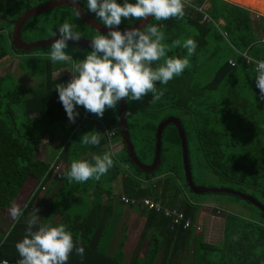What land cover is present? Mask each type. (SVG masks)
I'll list each match as a JSON object with an SVG mask.
<instances>
[{"label": "trees", "instance_id": "trees-1", "mask_svg": "<svg viewBox=\"0 0 264 264\" xmlns=\"http://www.w3.org/2000/svg\"><path fill=\"white\" fill-rule=\"evenodd\" d=\"M46 1L50 0H0V61L21 54L29 61L25 71L34 73V68L39 66L40 75V81L28 93L23 84L14 78L11 80V72L0 74V107L3 106L0 108V210L12 205L26 181L33 179L36 182L23 207L24 214L10 225L5 234L0 235V264H17L20 259L15 245L25 236L26 221L34 207L42 211L38 214L39 223L52 226L62 223L68 226L74 239L86 232L90 240V234L96 232L103 221V213L111 211L112 199H118L121 204V195L135 199L149 197L162 207H176L192 220H195L205 196H212L215 204L243 201L259 215L258 218L254 214L251 218H244L214 207L213 211L218 210L222 216L223 230L222 242L212 245L205 243L201 234L195 235L191 228H182L181 225L169 228L168 218L161 209H146L136 202L132 206L145 209L143 230L153 227L147 237L141 264H154L157 255L165 264H173L180 251L189 245L191 257L185 261L183 254L181 264H256L258 261L264 264V214L234 195H198L188 190L182 172L179 139L172 124L166 125L161 132L159 166L152 173H144L126 155L120 129L116 126L117 107L115 110L106 108L103 118H98L83 106H78L79 116L75 123L68 121L55 86L66 84L70 79L65 73L52 74L71 63L53 64L48 58L51 45L21 51L13 49L10 44L12 24L6 21H13L26 9ZM76 1L85 13L101 23L94 13L88 11L87 0ZM231 1L264 9V4L254 0ZM117 2L123 4V0ZM203 14L208 18L202 19ZM135 21L122 18L119 29ZM64 22H75L82 38L88 40L101 34L81 19L75 20L73 9L62 5L28 18L20 29V39L34 42L49 38L55 27ZM153 23L165 34L162 43L171 46L174 40L179 39L182 45L186 39L192 38L198 47L189 58L190 67L167 85L157 84V88L165 89L160 100L152 102L149 93L142 101L125 102L126 127L135 156L141 163L149 164L154 151L155 126L167 116L176 117L184 132L192 182L197 184L193 171H208L216 176L218 187L251 195L264 205V100L260 99L256 87V71L240 55L244 51L254 61L264 60V16H255L254 11L226 0H190L185 3L183 18L150 19L146 25ZM255 26L261 36L257 35ZM78 47L80 50L75 51ZM67 51L79 61L91 49L69 44ZM186 56L187 49L171 47L166 57L153 62V66L163 64L167 58ZM230 58L234 60V66L227 63ZM18 65L24 70L26 62L20 64L18 61ZM12 104H19L22 114L30 119L31 128L35 131L33 135L22 136L16 131ZM105 130L112 134L107 136ZM97 131L101 136L99 145L80 142L83 134ZM45 135L48 143L56 142L47 160L35 156L36 143ZM115 143H119L120 148L112 153L114 166L99 181L68 182L64 173L74 160H87L94 164L95 155ZM59 163L65 167L63 173L54 172ZM46 182V189L32 207L37 190L43 189ZM117 182L119 191L114 193ZM221 198L225 202H221ZM62 199V206L67 201L73 202V210L61 208L59 202ZM44 200H47L45 205ZM76 256L77 259L80 257ZM70 258L71 254L66 264H72ZM89 259L88 255H83L78 260ZM73 264H76L75 260Z\"/></svg>", "mask_w": 264, "mask_h": 264}, {"label": "clouds", "instance_id": "clouds-1", "mask_svg": "<svg viewBox=\"0 0 264 264\" xmlns=\"http://www.w3.org/2000/svg\"><path fill=\"white\" fill-rule=\"evenodd\" d=\"M87 8L95 14V18L105 26L107 32L94 35L88 41L91 51L83 59L76 61L67 51L70 41L73 45H79L82 40V33L75 22L60 23L50 33L51 38H54L51 40L52 51L48 57L51 62L72 61L68 70L71 79L66 84L58 83L55 86L69 122L75 123L78 118V106L103 118L106 108L115 110L122 100L142 101L150 93L151 101H158L165 89L157 88V84L167 85L191 66L189 58L198 47L196 40L188 38L181 45V41L177 39L168 46L162 43L165 34L155 23L126 27L123 32L119 29L122 18L128 21L183 18L184 0H123V4L117 0H87ZM73 14L75 20L82 16L76 0ZM181 46L187 49L186 57L167 58L163 64L153 66V62L166 57V52L171 47ZM79 50V47L75 49ZM256 64V87L259 89L260 99L264 100V60L257 61ZM100 140L98 131L85 133L80 138L83 145H99ZM113 166V154L105 152L102 157H95L94 164L87 160H74L64 175L69 183H83L90 179L99 181ZM38 212V208L32 209L31 216L26 221V234L15 245L20 257L17 264H66L73 251L82 258L85 250L80 243L81 237L74 239L73 233L65 224L52 226L39 223ZM9 213L14 220L19 221L24 208L13 204Z\"/></svg>", "mask_w": 264, "mask_h": 264}, {"label": "rangeland", "instance_id": "rangeland-1", "mask_svg": "<svg viewBox=\"0 0 264 264\" xmlns=\"http://www.w3.org/2000/svg\"><path fill=\"white\" fill-rule=\"evenodd\" d=\"M131 1L135 2V0H131ZM226 1L232 2L231 0H226ZM233 3H235V2H233ZM241 6L247 7L249 10L257 12V13L260 12L264 15V12H263L264 9L257 8L258 6L249 7V6H244L243 4ZM219 23L222 24L221 20H219ZM255 29H256V26H255ZM11 30H12V26H11ZM16 56H20V58H18V61H20V64H22L24 61L26 62V66H24V70H23V68L21 69L19 67V65L18 66L15 65L17 58L8 60L7 64H2L4 62H6L7 59H5L2 62H0V74H3L4 72L13 70L15 68L14 71L11 72V80L14 78L16 81L23 84L27 88L28 93H29L33 90V88L40 81V75L38 72L39 66H36L34 68V73L30 74L27 71H25L29 65V61H27V58L23 57L21 54L16 55ZM67 62L72 63V61H67ZM67 67L70 69L71 65L68 64ZM69 69H66L65 72L69 73V71H68ZM58 73L59 72H54L52 75L56 76V75H58ZM61 73H63V72H61ZM0 108H3V106H1ZM11 109H12L13 114H14V126H15L16 131L19 134H21L22 136L33 135L35 133V131H33L31 128L30 119L28 117H25L22 114L21 106L19 104H12ZM54 143L56 144V142H54ZM54 143H48L47 144L48 146H47L46 142H44V145L39 144L37 142L36 143L37 149L35 152V156L37 158L47 160L48 156H49L50 149H51V147H53ZM119 148H120L119 143L111 144L107 148H104V149L102 148L101 153L97 156L102 157L105 152L113 153L116 150H118ZM97 156L95 155V157H97ZM64 170H65L64 165L62 163H59L58 168L54 169V172H58V173L62 172L63 173ZM193 177H194L195 182L197 183L196 185H203L206 187H208V185H212L211 187H218L217 185H219V181L216 179V176L214 174L208 172V171H206V172L193 171ZM47 183L48 182H46L43 185V189L40 188L39 190H37L35 198L31 204L32 207H34L36 201L43 194L44 190L47 187ZM35 184H36V182L33 179H29L28 181H26L24 186L22 187L21 191L18 193V195L14 199L12 205L17 204L23 208L27 202V198H28L29 194L34 190ZM118 187H119V182H117L114 185V188H113L114 193L119 191ZM71 194H73V193H71ZM212 199H213L212 196H205V201L202 203L200 209H198V211L196 213V219H195V224H199V226H200V230L196 231L195 234H197V233L202 234L204 237V240L209 241L210 243L211 242L219 243L220 238H221V219L220 218H222V216H220V213L216 214L213 211L212 205L213 206L215 205L214 207L221 208V210H223V212L224 211L233 212V213H235L241 217H244V218H251V215H253V214L255 215L256 218L259 217V215L256 213V211H254L252 208H250L243 201L233 200L234 202L233 203L230 202L229 204H221L220 202L218 204H215L212 202ZM221 199H222L221 202H225V200H223V198H221ZM63 201H64V199H62L59 202V206H61V208H67L69 210H73V206H74L73 202L67 201V203L63 204L64 206H62L61 203ZM46 202H47V200H44L43 205H45ZM11 206L9 208H7L6 210L0 211V233L5 234L7 229L10 227V225L15 221L10 216V213H9V209L11 208ZM111 208L113 209V213L115 215H118L121 210L126 209V206H123L122 204H120L118 199L113 198L111 201ZM172 208L175 209L176 207H172ZM208 230H209V232H207Z\"/></svg>", "mask_w": 264, "mask_h": 264}, {"label": "crops", "instance_id": "crops-1", "mask_svg": "<svg viewBox=\"0 0 264 264\" xmlns=\"http://www.w3.org/2000/svg\"><path fill=\"white\" fill-rule=\"evenodd\" d=\"M257 2H261L264 4L263 1L254 0ZM233 3V2H231ZM236 4V3H234ZM237 5H241L238 4ZM219 22V21H218ZM222 22V21H221ZM256 33L258 36H261L260 30L256 27ZM17 58L15 65L17 66L18 58L20 56L11 55L6 57V62L2 64H7L8 60ZM5 60V59H3ZM1 60L0 62H2ZM15 69V68H14ZM10 70L9 72H13ZM66 69L68 67L59 69L55 72H63L68 75V78L71 79V73H66ZM47 142V136H43L41 139L38 140L39 144H43ZM48 146V145H47ZM104 200V197H102ZM37 202V201H36ZM124 206V205H123ZM145 210L143 207L140 206H126V209L121 210L118 215L113 213V209L111 211H105L103 213V221L100 222L98 226V230L93 234H90V240H88V235L86 232L79 236L81 237V243L84 247V255H88L90 257L89 260L86 261H79L80 257L77 259L76 253H71L72 264L73 261H76V264H141L143 260V256L145 250L147 248L148 239L147 237L151 235L153 231V227L148 228L147 231L143 230L144 221H145ZM1 211V210H0ZM42 211L39 210L38 214ZM221 219V238L219 243L205 241L203 235L201 234L202 240L207 244L212 245H219L222 242V224L223 220ZM209 232V230L207 231ZM4 234V233H0ZM195 234V233H194ZM195 235H199L198 233ZM87 238V239H86ZM193 239V237H192ZM88 240V241H87ZM193 240L190 241V244ZM81 244V245H82ZM180 255L177 257L176 260L172 261L173 264H181L183 261V254L184 260L188 261L191 257V245L187 247V249H183L180 251ZM189 256V257H188ZM70 258V259H71ZM162 257H156L154 264H161ZM262 261H258L256 264H261ZM162 264H165L162 261Z\"/></svg>", "mask_w": 264, "mask_h": 264}, {"label": "water", "instance_id": "water-1", "mask_svg": "<svg viewBox=\"0 0 264 264\" xmlns=\"http://www.w3.org/2000/svg\"><path fill=\"white\" fill-rule=\"evenodd\" d=\"M68 6L70 8H74L75 6V0H50L46 1L44 3L32 6L25 11H23L21 14H19L13 21L7 20V23L12 24V30L10 34V44L13 49L15 50H21V51H29V50H34V49H39L43 47H47L51 45V40L54 38H45L41 39L38 41L34 42H24L20 39V29L24 22L30 18L33 15L39 14L45 10L52 9L58 6ZM76 6L81 9L80 5L76 1ZM241 6V5H239ZM243 7V6H242ZM82 16L81 20L91 27L93 30L97 32H101L106 34L107 29L105 28L104 25L99 23L98 21L94 20L92 17H90L87 13H85L82 9ZM151 18H149L150 20ZM135 21L133 24L128 26V28L132 26H140L142 27L144 24L149 21ZM125 29V28H124ZM124 29H120L121 32H123ZM88 39L82 38L79 46H83L88 48ZM71 44V41L70 43ZM90 49V48H89ZM124 104L125 102L122 100L118 105H117V119L118 122L116 126L120 129V136H121V141L123 143V146L126 151V155L130 162L138 168L140 171L144 173H152L157 169V167L160 164V145H161V132L163 128L168 125L172 124L174 128L176 129L177 136L179 139V145H180V158H181V165H182V172H183V177L186 183V187L188 190H190L193 194H204V193H212V194H217V193H224V194H230L239 197L240 199L249 202L252 206H255L258 208L263 214H264V205L258 202L255 198H253L251 195L244 194L242 192L232 190L230 188L226 187H206L203 185H196L192 182L191 178V173L189 170V165H188V158H187V147H186V141L184 137V132L181 127L180 120L176 117L173 116H167L161 121L157 123L155 126V131H154V143H153V157L150 161L149 164H143L141 163L137 157L134 154L132 145L129 140L128 132H127V127H126V121H125V116H124Z\"/></svg>", "mask_w": 264, "mask_h": 264}, {"label": "built area", "instance_id": "built-area-1", "mask_svg": "<svg viewBox=\"0 0 264 264\" xmlns=\"http://www.w3.org/2000/svg\"><path fill=\"white\" fill-rule=\"evenodd\" d=\"M190 0H184V3H188ZM255 16L256 15H262L259 14L257 12H254ZM208 17L206 16V14H203L202 19H207ZM222 35L224 36L225 33H222ZM240 55L242 56V58L244 59L245 63H251L252 64V69L253 71H256V60L254 61L253 59H249V57L245 54V52H241ZM227 63L230 66H234L235 62L233 59H228ZM107 136H110L112 133L111 132H107L105 130ZM119 200L121 201L122 205H126V206H132L134 203L139 202L140 205H142L144 208L146 209H161L163 211V214L165 215V217L168 218L169 221V228H171L174 225H181L182 228H191L193 232L199 231L200 230V226L199 224H195V222L189 217V216H185L182 212L174 209V208H167L165 206H161L160 203L158 201H152L149 197H143L140 199H135V198H129L128 196L125 195H121L119 196ZM214 209V206H212ZM216 213H218V210H216ZM1 264H5L4 262H1Z\"/></svg>", "mask_w": 264, "mask_h": 264}, {"label": "bare ground", "instance_id": "bare-ground-1", "mask_svg": "<svg viewBox=\"0 0 264 264\" xmlns=\"http://www.w3.org/2000/svg\"><path fill=\"white\" fill-rule=\"evenodd\" d=\"M258 13H260V12H258ZM260 14H262V13H260Z\"/></svg>", "mask_w": 264, "mask_h": 264}]
</instances>
